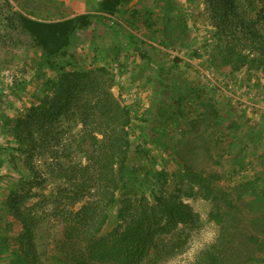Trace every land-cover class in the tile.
Segmentation results:
<instances>
[{"label": "rangeland", "instance_id": "374dc122", "mask_svg": "<svg viewBox=\"0 0 264 264\" xmlns=\"http://www.w3.org/2000/svg\"><path fill=\"white\" fill-rule=\"evenodd\" d=\"M98 1L0 0V264H33L18 251L23 228L15 204L38 220L32 228L37 264H54L53 247L70 234L83 200L101 198L91 191L79 200L70 179L76 167L97 168L98 146L86 133L95 126L91 118L86 124L80 116L55 115L51 126L45 122L53 135L44 151L28 143L17 149L18 120L63 102L59 76L70 72L85 73L83 86L96 82L101 97L112 94L130 116L128 172L137 183L117 193L115 212L128 204L151 206L156 194L191 215L181 222L149 210L159 243L145 264H168L199 228L193 200L205 193L198 194L195 176L210 182L213 192L202 198L213 206L211 216L222 219L217 243L200 255L205 264L212 257L215 264H264V69L248 42L235 38L241 28L218 31L216 16L224 10L215 0H131L113 15L97 12ZM224 1V9L232 6L249 24L261 8L251 0ZM15 14L47 22L92 18L65 56L42 64L41 50ZM256 28L264 33V24ZM232 39L240 54L226 49ZM83 98L91 105L98 100ZM38 124L21 127L34 132L36 146ZM117 217L108 218L104 232L118 228Z\"/></svg>", "mask_w": 264, "mask_h": 264}, {"label": "trees", "instance_id": "16d2710c", "mask_svg": "<svg viewBox=\"0 0 264 264\" xmlns=\"http://www.w3.org/2000/svg\"><path fill=\"white\" fill-rule=\"evenodd\" d=\"M130 1L99 0L97 12L113 15ZM215 1L218 9L224 10V14L217 13L216 16L218 31L224 33L228 25L233 26L234 30L241 28V32L233 36L238 40L243 39L248 42L256 65L264 69V33L262 34L256 28L258 24H264V0H251L253 3L260 4L261 8L250 24L247 23V19L241 16L242 14L233 11L232 6H229V9H224L226 5L223 3L224 0ZM229 13L232 14L234 22L230 19ZM91 18L92 14H79L64 20L47 22L31 19L22 14H15L19 27L30 36L35 46L41 50L42 64L49 63L53 58L65 56L75 35L91 26ZM232 43L230 46L226 44V49L229 52L239 53L235 51L237 42L232 39ZM238 58L244 60V55H239ZM80 77L86 78V74L78 75V73L71 72L70 74H61L59 82L63 90L60 92V100L63 102L56 108L53 107V110L38 108L36 112L26 116V121L18 120L15 127L19 145L17 149H21L20 146L28 143L31 149L44 151L43 147H47L49 142L46 138L51 134L53 135V131H49L48 128L51 126V122L55 120V115L60 114V116L63 115L71 120L80 116V119L86 124L90 123L89 118H91L92 123L95 124L86 133L93 139V147L95 144L98 146L96 156H94V163H96L97 168H95V164L92 167L89 164L76 167L70 179L75 183V193L79 200H82L91 191L93 193L96 191V194L100 195L101 198L97 201L83 200L80 208L71 218L73 226L70 228V234H66L68 235L66 240L59 243L58 247H53L51 258L54 264H145L159 243L157 238L159 233L156 232L160 228L155 220V214L152 215L149 210L156 213H166L173 221L176 218L181 222H188L191 215L181 203L165 198L164 195L156 196V194L153 195L154 203L151 206L143 203L140 209L131 210L130 204H128L119 207L115 212L116 204L119 202L117 193L119 191L122 193L123 189L128 186H136L137 183L128 172L129 150L126 128L130 122V116L125 108L119 106L112 94L105 93V97H101L102 93L98 92L101 87L96 85V82H90L89 85L83 86L84 83ZM74 91H78L79 95H74ZM88 95L89 97L94 96L98 100L91 105L88 98H83V96ZM45 122L50 126H47ZM30 123H39L35 129L41 134L39 146H36L32 130L25 131V134L21 131L23 124L27 126L26 124ZM96 135L100 139H97ZM97 161L99 162L97 163ZM59 167L65 169L61 165ZM27 170L31 175H36L32 166H28ZM192 181L198 182L199 195L205 193L202 197H210L213 190L209 181L204 183V179L198 178V176H195ZM11 207L13 208V204ZM14 209L18 213V221L23 228L22 234L18 238L19 249L18 247L17 249L28 261L37 264L32 228L37 225L38 220L18 208L16 204ZM111 216H118L117 221H120L118 228L115 231L104 232L103 228ZM211 217L217 224H222L220 215ZM21 243L22 245H20ZM203 254L205 256L204 252ZM206 263L215 264V259L212 257ZM197 264H205L204 258L199 257Z\"/></svg>", "mask_w": 264, "mask_h": 264}, {"label": "clouds", "instance_id": "9594fccd", "mask_svg": "<svg viewBox=\"0 0 264 264\" xmlns=\"http://www.w3.org/2000/svg\"><path fill=\"white\" fill-rule=\"evenodd\" d=\"M212 207L202 197L193 200L192 211L200 221V226L192 232L183 250L169 259L168 264H197L200 255L217 243L220 225L210 218Z\"/></svg>", "mask_w": 264, "mask_h": 264}, {"label": "crops", "instance_id": "0c3cea01", "mask_svg": "<svg viewBox=\"0 0 264 264\" xmlns=\"http://www.w3.org/2000/svg\"><path fill=\"white\" fill-rule=\"evenodd\" d=\"M99 2V1H98ZM98 2H97V4H98ZM97 7V6H96ZM97 9V8H96ZM76 16V15H75ZM74 17V16H73ZM61 20H64V19H61ZM60 21V20H59Z\"/></svg>", "mask_w": 264, "mask_h": 264}]
</instances>
